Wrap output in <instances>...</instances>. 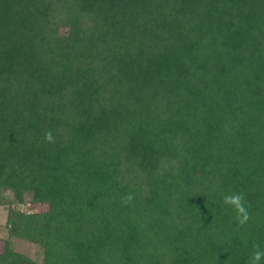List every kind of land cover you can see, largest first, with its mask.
Returning a JSON list of instances; mask_svg holds the SVG:
<instances>
[{
    "label": "trees",
    "instance_id": "trees-1",
    "mask_svg": "<svg viewBox=\"0 0 264 264\" xmlns=\"http://www.w3.org/2000/svg\"><path fill=\"white\" fill-rule=\"evenodd\" d=\"M0 206V264H248L264 0H0Z\"/></svg>",
    "mask_w": 264,
    "mask_h": 264
},
{
    "label": "clouds",
    "instance_id": "clouds-1",
    "mask_svg": "<svg viewBox=\"0 0 264 264\" xmlns=\"http://www.w3.org/2000/svg\"><path fill=\"white\" fill-rule=\"evenodd\" d=\"M44 138L49 143H54L52 133L46 132ZM134 197L129 194L124 197L123 203H130ZM223 203L236 213V221L239 226L243 227L250 219L248 209L245 207V198L242 193H229L223 196ZM248 264H264V248L259 244L254 245L253 251L249 257Z\"/></svg>",
    "mask_w": 264,
    "mask_h": 264
},
{
    "label": "rangeland",
    "instance_id": "rangeland-1",
    "mask_svg": "<svg viewBox=\"0 0 264 264\" xmlns=\"http://www.w3.org/2000/svg\"><path fill=\"white\" fill-rule=\"evenodd\" d=\"M7 197L11 198V194L8 193ZM19 209L24 212L36 213L47 210V206L46 205L34 206V205L25 204L24 206L23 205L19 206ZM6 217H7V206H0V252L2 251L4 242L7 239ZM13 248L15 251L26 254L37 262H41L42 260L41 252L37 249L36 246L30 243L22 242L19 240H13Z\"/></svg>",
    "mask_w": 264,
    "mask_h": 264
}]
</instances>
